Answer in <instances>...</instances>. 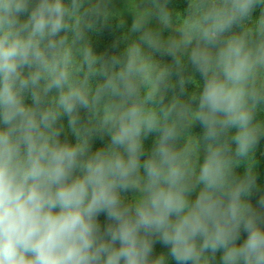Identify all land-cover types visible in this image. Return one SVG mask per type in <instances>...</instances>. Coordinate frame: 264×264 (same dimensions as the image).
I'll list each match as a JSON object with an SVG mask.
<instances>
[{"label":"clouds","instance_id":"clouds-1","mask_svg":"<svg viewBox=\"0 0 264 264\" xmlns=\"http://www.w3.org/2000/svg\"><path fill=\"white\" fill-rule=\"evenodd\" d=\"M262 4L222 0L204 16L207 26L198 28L197 46L189 53L203 79L194 112L176 102L159 114L136 102L122 110L109 105V143L93 152L77 127L78 110H92L102 95H137L133 77L145 71L136 63L139 47L129 50L121 70L104 73L90 99L56 57L64 38H55L68 28L70 9L63 0L34 6L30 0H0V264H167L164 253L153 255L156 244L168 249L175 264H209L217 253L220 264H264V214L250 202L255 180L234 176L231 149L222 139L232 131L238 157L258 143L257 94L248 84L264 66V43L253 51L232 36L215 54L210 50ZM79 6L72 0V10ZM140 29L132 24L133 31ZM259 30L264 34V8ZM193 39L186 36L183 46ZM141 40L161 51L150 34ZM177 50L164 51L176 58ZM162 80L163 73L156 77ZM53 90L57 95L46 104ZM61 116L68 117L75 144L59 139ZM190 117L205 142L198 173L190 166L191 151L176 148L177 124ZM152 133L158 135L146 154L144 141ZM129 192L131 198L122 195ZM257 204L264 208V195Z\"/></svg>","mask_w":264,"mask_h":264},{"label":"trees","instance_id":"trees-1","mask_svg":"<svg viewBox=\"0 0 264 264\" xmlns=\"http://www.w3.org/2000/svg\"><path fill=\"white\" fill-rule=\"evenodd\" d=\"M140 1L149 10L150 15L161 25H169L176 28L185 37H194L192 44L197 46V30L200 26H207L204 16L214 7H219L222 0H132ZM38 0H30L34 6ZM66 7H69V14L65 17L68 28L62 31L55 39L64 38V43L58 45L56 51L57 60L62 68L69 73L70 82L83 87L91 99L96 94V89L106 79L104 73L111 75L121 70L129 60V50L138 46L140 51L136 54L137 65H144L145 71L137 73L133 81L137 86V95L131 98L120 96L102 95L100 102L92 109L80 108L78 110V124L81 136L89 140L91 150L94 152L106 147L109 137L104 127L105 116L109 114V105H117L122 110L131 103L136 102L145 111H156L160 113L161 108H167L174 102L186 106L195 111L198 104V97L202 87L203 79L200 73L194 68L189 60V53L176 52V58L165 54L166 48L156 51L149 47L144 41L138 40L139 35L132 30V26L111 8L95 6L88 0H78V9L72 10V0H63ZM264 4L258 5L251 17L234 24L229 32L219 38L216 46L210 47L215 54L218 47L232 36L243 39L249 49L255 51L259 44L264 43V34L259 30V19ZM26 16H21L23 23ZM19 26H17L18 28ZM26 35V33H22ZM47 40L44 41V45ZM43 46V45H42ZM203 47V42H200ZM91 53L90 61L86 60L88 53ZM51 56V52L49 53ZM179 59V63L176 62ZM119 61L113 64V61ZM163 73V80L156 81V77ZM262 74L253 73L248 88L257 94V103L254 108L253 124L257 126L259 137L257 145L244 157L235 154V144L231 140L232 131L223 137L231 149L227 155L231 160V168L237 179L250 176L255 180L256 188L254 195L250 198L253 207L262 214L257 201L264 195V77ZM181 80H183V91H181ZM53 90L46 97V104L56 97ZM196 97L197 99H193ZM29 104L30 100L27 101ZM251 106L252 101H249ZM175 115V114H173ZM171 122V121H170ZM60 130L59 139L75 144L76 137L68 126V117L61 116L56 125ZM179 136L176 141L177 150L187 147L191 151L190 166L197 173L205 155V142L202 139V128L195 121L194 117L189 120L178 122ZM91 131V136L87 135ZM234 131V130H233ZM158 133H152L144 141L146 154L153 147ZM103 139H100V137ZM143 159V158H142ZM127 198L134 194L123 193ZM194 198V197H193ZM103 224L104 217H100ZM164 253L167 264H175L168 256V249L160 244L155 245L154 256ZM209 264H220V254L215 259L209 256Z\"/></svg>","mask_w":264,"mask_h":264},{"label":"rangeland","instance_id":"rangeland-1","mask_svg":"<svg viewBox=\"0 0 264 264\" xmlns=\"http://www.w3.org/2000/svg\"><path fill=\"white\" fill-rule=\"evenodd\" d=\"M95 6L111 8L116 11L120 17L125 19L131 26L134 22L141 24L139 31H134L137 38L141 40V36L145 33L150 34L153 38L157 39L161 48H169L175 46L178 50L184 53H190L192 48L196 47L191 44L185 48L182 41L185 36L180 33L176 28L169 25H161L150 15L149 10L140 1L132 0H88ZM143 41V40H141ZM257 75L262 74L264 77V66H258L254 71Z\"/></svg>","mask_w":264,"mask_h":264}]
</instances>
